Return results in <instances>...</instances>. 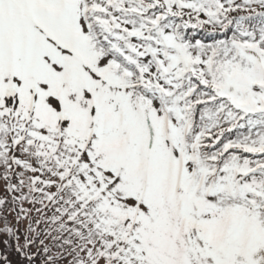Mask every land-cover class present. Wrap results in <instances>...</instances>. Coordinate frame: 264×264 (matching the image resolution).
I'll use <instances>...</instances> for the list:
<instances>
[{"label": "snow or ice", "instance_id": "6c2138e0", "mask_svg": "<svg viewBox=\"0 0 264 264\" xmlns=\"http://www.w3.org/2000/svg\"><path fill=\"white\" fill-rule=\"evenodd\" d=\"M0 183L25 264H264V0H0Z\"/></svg>", "mask_w": 264, "mask_h": 264}, {"label": "trees", "instance_id": "16d2710c", "mask_svg": "<svg viewBox=\"0 0 264 264\" xmlns=\"http://www.w3.org/2000/svg\"><path fill=\"white\" fill-rule=\"evenodd\" d=\"M4 195V186L0 183V196ZM8 238L4 235H0V256H7L10 264H25L23 258L19 256L15 251V241H11L12 247H8ZM21 243L23 241L21 240Z\"/></svg>", "mask_w": 264, "mask_h": 264}]
</instances>
